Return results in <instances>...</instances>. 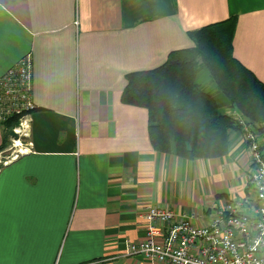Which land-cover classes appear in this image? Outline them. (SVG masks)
<instances>
[{"label":"crops","instance_id":"0c3cea01","mask_svg":"<svg viewBox=\"0 0 264 264\" xmlns=\"http://www.w3.org/2000/svg\"><path fill=\"white\" fill-rule=\"evenodd\" d=\"M233 14V53L264 82V0H0V74L31 54L35 102L19 154L0 167V264H151L123 255L145 236L146 205L207 222L244 194L240 131L221 157L158 152L147 109L121 99L126 73L159 66L193 45L187 31ZM197 81L215 88L205 69Z\"/></svg>","mask_w":264,"mask_h":264},{"label":"trees","instance_id":"16d2710c","mask_svg":"<svg viewBox=\"0 0 264 264\" xmlns=\"http://www.w3.org/2000/svg\"><path fill=\"white\" fill-rule=\"evenodd\" d=\"M238 19L233 14L189 30L192 46L170 51L155 68L126 73L122 102L147 109L148 135L155 151L185 159L227 154L230 132L240 131L241 126L219 111L216 94H222L247 123L264 131V82L233 53ZM203 69L215 85L213 90L197 81ZM14 121H7L6 128L10 130ZM9 130H4L0 151Z\"/></svg>","mask_w":264,"mask_h":264},{"label":"built area","instance_id":"2783aa9c","mask_svg":"<svg viewBox=\"0 0 264 264\" xmlns=\"http://www.w3.org/2000/svg\"><path fill=\"white\" fill-rule=\"evenodd\" d=\"M32 93L33 64L27 53L0 75V123L14 119L13 131L20 139L30 132ZM227 114L241 126L246 143L244 194L216 203L207 222L198 215L146 205L140 214L145 236L126 240L123 255H141L151 264H264V131L247 123L236 108Z\"/></svg>","mask_w":264,"mask_h":264},{"label":"rangeland","instance_id":"374dc122","mask_svg":"<svg viewBox=\"0 0 264 264\" xmlns=\"http://www.w3.org/2000/svg\"><path fill=\"white\" fill-rule=\"evenodd\" d=\"M200 73V72H199ZM2 129H3V132L4 130H9L8 127L6 128V125L3 126L1 123H0ZM13 126L14 124L11 125V128L9 130V136H8V139H7V143H6V146L3 150L0 151V165H4L6 164L8 161H10L11 159H13V155H15L17 152V149L20 147V144H22V142H19V144L17 146H12L14 145V141L15 140H22L20 138H14L12 136H10V131H13ZM14 132V131H13ZM15 133V132H14ZM16 134V133H15ZM11 140L13 142V144L11 143ZM6 162V163H5ZM163 207V206H162Z\"/></svg>","mask_w":264,"mask_h":264},{"label":"bare ground","instance_id":"6f19581e","mask_svg":"<svg viewBox=\"0 0 264 264\" xmlns=\"http://www.w3.org/2000/svg\"><path fill=\"white\" fill-rule=\"evenodd\" d=\"M19 59H20V58H19ZM19 59H18V60H19ZM18 60H17V61H18ZM17 61H16V62H17ZM16 62H15V63H16ZM15 63H14V64H15ZM11 66H12V65H11ZM8 68H9V67H8ZM8 68H7V69H8ZM7 69H6V70H7ZM6 70H5V71H6ZM5 71H4V72H5ZM4 72H3V73H4ZM3 73H2V74H3ZM0 75H1V74H0ZM15 142H16V145L19 144V140H15ZM11 143L13 144L12 140H11ZM12 146L15 147V145H12ZM19 148H20V147H19ZM19 148H18L17 150H21V148H20V149H19ZM15 153H16V156H15V157H17V155H18L19 153H17V152H15ZM15 157H14V158H15Z\"/></svg>","mask_w":264,"mask_h":264},{"label":"water","instance_id":"95a60500","mask_svg":"<svg viewBox=\"0 0 264 264\" xmlns=\"http://www.w3.org/2000/svg\"><path fill=\"white\" fill-rule=\"evenodd\" d=\"M10 136H12V137H14V138H17V137H18V135L15 134L13 131H10ZM18 138H19V137H18Z\"/></svg>","mask_w":264,"mask_h":264}]
</instances>
